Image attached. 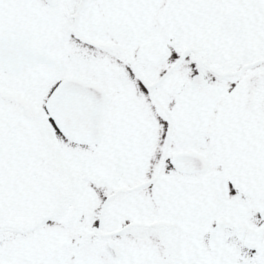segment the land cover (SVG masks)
Returning a JSON list of instances; mask_svg holds the SVG:
<instances>
[{
	"label": "snow or ice",
	"instance_id": "obj_1",
	"mask_svg": "<svg viewBox=\"0 0 264 264\" xmlns=\"http://www.w3.org/2000/svg\"><path fill=\"white\" fill-rule=\"evenodd\" d=\"M0 264H264V0H0Z\"/></svg>",
	"mask_w": 264,
	"mask_h": 264
}]
</instances>
